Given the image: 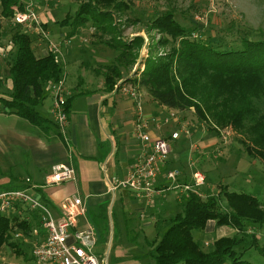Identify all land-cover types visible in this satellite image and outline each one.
Listing matches in <instances>:
<instances>
[{
	"label": "trees",
	"instance_id": "obj_1",
	"mask_svg": "<svg viewBox=\"0 0 264 264\" xmlns=\"http://www.w3.org/2000/svg\"><path fill=\"white\" fill-rule=\"evenodd\" d=\"M25 1L0 0V41L9 35V79L12 82V88L8 89L0 78V102L5 113L17 115L38 127L53 124L61 135L57 122L43 116L37 109L47 97L48 85L64 76L65 68L59 55L48 52L37 56L32 33L23 30L19 24L9 25L8 30L3 25V21L10 22L14 17L15 7L24 8ZM118 13L128 14L127 22H141L160 34L152 52L159 49L164 52L149 56L144 70L140 73L138 68L134 76L133 68L139 59L144 37L136 35L124 39L121 33H117L119 26L115 19ZM143 13L125 0H85L73 22L68 15L59 24L70 26L73 37L90 26L95 28L93 36L101 40L87 49L83 44L85 46L80 49L104 52L98 55L103 62H99L94 70L104 80L106 92L112 91L120 80L130 82L159 105L179 112L192 110L198 123L207 126L217 136L228 128L240 133V142L248 155L264 163V34L234 24L235 21L198 25L185 15L182 18L172 8L148 11L145 17ZM221 25L225 28L222 29ZM44 27L47 28V24ZM76 95L67 97V113ZM190 169L191 176L193 170L203 172L196 162L190 163ZM174 170L182 175L181 170ZM203 173L206 182L200 187L202 195L178 189L186 192V202L170 219L161 239L149 240L153 247L145 255H150L155 264H255L245 259L244 254L258 242L256 234L250 236L249 230L254 232L253 229L264 226V204L251 194L229 190L223 184L211 189V180ZM180 176V183H193V178L182 182ZM27 179L20 184L12 180L2 190L31 188L32 183H27ZM166 187L168 189V184ZM42 199L54 208L45 197ZM223 201L227 204L226 209L222 207ZM17 214L18 211L0 214V248L7 245L14 253L26 257L24 242L15 235L32 237L35 222L21 219ZM127 219L130 221L131 218ZM210 221L219 226H231L236 234L218 238L212 249L205 250L193 232L205 230ZM257 250L264 254V244ZM33 259L32 254L30 260Z\"/></svg>",
	"mask_w": 264,
	"mask_h": 264
},
{
	"label": "rangeland",
	"instance_id": "obj_2",
	"mask_svg": "<svg viewBox=\"0 0 264 264\" xmlns=\"http://www.w3.org/2000/svg\"><path fill=\"white\" fill-rule=\"evenodd\" d=\"M35 6L37 12L41 15L42 20L47 24L45 31L47 37L39 35L38 33H32L35 48V54L37 56H44L48 51L49 40L58 43L60 41L73 39L75 43L81 45V48L86 43V49L88 46H93L101 40L100 37L93 36L95 28L90 26L81 33L76 34L75 37L71 36L70 26H61L59 21L68 17L72 18V22L77 17V12L81 3L85 0H35ZM133 8L144 11L143 17L149 11L166 10L168 8L175 9L179 16L183 18V15L189 17L188 20L193 19L194 22L209 26L208 23L213 22H233L245 28L253 29V31L264 34V0H125ZM17 8V7H15ZM14 8V9H15ZM103 8V7H102ZM128 14L118 13L116 16V24L119 26L117 33H121L124 39L131 38L136 35L144 37V44L140 51V56L137 64L133 68L134 73L140 68V73L144 70L145 62L149 56H155L162 54L164 50L159 49L156 52H152L154 44L159 40L160 34L157 30H152L146 27L145 24L138 22H127ZM15 24L13 18L11 21H3V25L8 30L9 25ZM44 24V25H45ZM233 24V25H234ZM13 26V25H12ZM221 28H225L221 25ZM23 30H25L23 28ZM0 78L4 81L9 79L10 62L8 51L11 47H7L10 44L9 35L7 34L0 41ZM4 44V45H3ZM71 44V43H70ZM102 44V43H101ZM3 46V47H2ZM7 47V48H6ZM6 48V49H2ZM65 54L64 58L66 62H62L64 68H68L71 71L72 78H74V87H77L81 80H85V83L80 87L95 89L96 82L100 78L94 70L99 62H103V58L98 56L104 52L101 51H88L84 52L81 49L74 50V54H66V46L62 48ZM102 53V54H101ZM101 60V61H100ZM72 69V70H71ZM66 72V69H65ZM118 81L117 84H120ZM123 84V82H121ZM5 90H8L4 88ZM6 95V94H5ZM9 96V95H6ZM51 92L47 90V97L45 104L39 106L37 109L46 110V107L52 102ZM153 102V101H152ZM0 178L7 176L8 173L13 176H25L28 170L33 175V153H26L29 151L20 150L21 153L14 152L13 154L5 152V149L10 147V144L16 143L14 136L16 132L22 131L27 136L30 134L33 126L26 120L19 117H11L9 119L8 113L4 112L2 103L0 102ZM160 105L154 103V108L159 112ZM170 115V113H169ZM167 114H160V121H164L166 117H170ZM180 115L183 120V127L189 130L187 134L183 128V154L189 155L186 165V169H190V163L196 162V166L207 174L210 178L211 185H215L219 188V184L228 186L229 190L236 192H244L257 197L264 204V163L259 158H253L245 151V146L240 142L242 137L240 133L228 128L222 130L217 136L216 133L211 131L207 126L198 123V120L193 115L192 110L186 112L175 111L174 117ZM170 124V123H169ZM18 130V131H17ZM18 142V141H17ZM218 142L220 148L215 149L207 148L208 145L212 146ZM19 144V142H18ZM197 145L205 149V154L201 155L193 151V146ZM188 154H187V151ZM35 153V152H34ZM183 155V156H184ZM199 156V157H198ZM196 160V161H195ZM198 161V162H197ZM184 170V169H183ZM186 179L190 180L189 177ZM169 190L164 193L162 197L156 195L154 197L153 205L147 204L144 200L142 202V210L129 214L130 221L134 220L145 224V232H141L138 228L136 230L135 223L133 227L127 228L124 225L125 219L120 220L119 227L114 226L110 222V231L107 238L101 239L98 245V251L105 253L102 255V264H113L112 259L115 256L114 245L119 243L123 250L134 253H147L153 247L152 240H160L165 230L168 227V222L174 217L183 207L186 202V192L183 194L180 190L175 189L173 182L167 181ZM211 187V186H210ZM215 189V188H214ZM2 191V187H0ZM158 196V197H157ZM122 204L119 203L118 207L122 214ZM223 209H226V202H222ZM123 222V223H122ZM215 222V221H214ZM137 227H140L138 225ZM251 230V229H250ZM251 230L250 236L253 233L256 234L258 242L255 245H251L244 254V258L255 263L264 264V254L260 253L259 249L261 244H264V227L261 229ZM18 234V233H17ZM15 237L18 240L24 242L23 248L26 252V257L14 253L13 249L9 246H3L0 248V263L6 264H36L34 259L30 260L32 256V248L34 243L37 242L33 238L27 235L21 234V236ZM20 234V233H19ZM196 239H198L205 250H210L213 247L214 242L222 236H233L236 234V230L228 225L218 227L215 232L205 233L203 230H195L193 232ZM150 240V241H149ZM111 252L109 255L108 252ZM30 261H29V260ZM146 262L151 261L153 258L149 255L143 258ZM182 264V263H181Z\"/></svg>",
	"mask_w": 264,
	"mask_h": 264
},
{
	"label": "crops",
	"instance_id": "obj_3",
	"mask_svg": "<svg viewBox=\"0 0 264 264\" xmlns=\"http://www.w3.org/2000/svg\"><path fill=\"white\" fill-rule=\"evenodd\" d=\"M70 42L71 44L66 46V54L69 53V56L71 53L74 54V50L81 47L73 39ZM65 69L64 76L68 96L77 94L71 102L68 113L67 140H64L59 131H57L58 127L56 128L53 124L51 126L48 124L38 127L30 123L33 128H31L28 136L22 131L16 132L13 138L16 143H11L10 147L5 149V152L13 154L14 152L21 153L20 150H26L29 151L26 152L28 154L33 153V175L29 170L27 175L20 177L8 173L7 176L0 178V187L10 184L12 180L15 181V184H20L27 178L31 180L32 184L41 186L45 184L46 178L54 164H72L77 172L76 180L57 186L39 187V191H35L38 189L35 188L34 193L40 198L45 197L53 205V211L56 216L61 215L59 204L65 197L80 195L85 202L87 210L85 216L79 218L78 228L85 229L91 226L94 229L97 236L94 251L102 258L105 251H98L97 247L101 239L105 240L107 238L110 231V222L115 227L118 226V230V228L121 229L119 227L121 224L120 220L124 218L126 221L124 222L125 227L129 228L130 225V227H133L135 223L136 230L139 228L141 232H145V224L131 222L127 219L128 217L131 218L127 214L142 210V202L127 190L109 191V182L116 178L122 179L126 177L129 168L142 153V140L136 134L138 123H146L144 130L152 138H169L168 141L172 147L167 161L162 165V173L156 183V187L160 191L159 197L165 195L164 193L169 190V187L168 189L166 187L168 184L165 177L167 171L173 169L181 170L180 179L182 182L186 177L192 178L191 170L189 168L186 169L185 165L189 155H184L182 151L183 128L185 129L186 126L183 127L184 123L181 115L177 119L171 116L175 110L160 105L159 112L161 111L162 113H158V110L154 108L155 102L143 90H137L135 92L136 96H132L130 92H125L121 88H116V86L112 91L106 92L102 77L97 80L95 89H83L80 87L85 83V80H81L77 87H74L75 80L72 78L71 71L67 72V67ZM123 84L134 88V85L130 82H124ZM5 86L8 89L12 88L10 79L5 81ZM4 96L6 95L4 94ZM44 104L45 101L41 106ZM52 106L53 100L44 112L42 110L39 111L43 116L55 121L52 115ZM164 113H168V115L170 113V117L160 121V114ZM7 115L9 119H12L11 117L13 116L19 117L14 114ZM175 132L179 133L177 139L171 137ZM216 147L220 148L218 142L212 146H207L210 149H215ZM192 149L196 153L201 150L202 156L205 154V149L200 146L194 145ZM214 188L215 185H211V189ZM181 193L183 194V192ZM119 203L122 204L120 206L123 208L122 214L118 207ZM153 203L154 199L147 204L150 206ZM18 213L17 216L21 219L35 222L32 224L34 231L31 237L34 242L43 240L46 236V230L40 223L38 213L28 210L26 206H21V210ZM138 225L140 227H137ZM218 227L221 226L214 221H210L204 231L209 234L215 232ZM111 252H108L109 255ZM114 253L113 264H155L153 259L148 262L143 259L146 257V253L127 252L122 249L119 243L114 245Z\"/></svg>",
	"mask_w": 264,
	"mask_h": 264
},
{
	"label": "built area",
	"instance_id": "obj_4",
	"mask_svg": "<svg viewBox=\"0 0 264 264\" xmlns=\"http://www.w3.org/2000/svg\"><path fill=\"white\" fill-rule=\"evenodd\" d=\"M15 24L21 25L30 33H38L47 37L44 28V20L37 12L35 0H26L24 8H15L13 17ZM70 40H63L55 43L48 42V51L57 53L64 63L63 46H68ZM10 46H8L9 48ZM4 50V48H2ZM122 82V81H121ZM117 84L125 92L136 96V88L126 84ZM51 92L53 106L52 115L59 126L62 137L67 140V127L69 116L66 111L68 91L66 79L63 76L58 82H51L48 85ZM172 112L171 116L174 117ZM146 123L139 122L136 128L137 136L142 140L143 150L138 159L132 164L125 179H113L109 182V191L115 192L119 188L127 189L138 197L151 203L160 191L155 187L157 179L161 174V165L171 153V145L165 138H152L145 132ZM173 138H178L179 133L175 132ZM169 181L175 185V189L182 191L192 190L198 194L200 187L206 182V176L200 170H193V183L182 184L178 181L180 172L169 170L165 174ZM77 179V172L70 163H57L51 167L50 173L44 185L31 184V188L12 189L0 191V214H10L19 211L21 206H26L31 211L39 214L42 226L46 230L43 240L35 242L32 254L36 264H102L103 260L95 253L97 236L91 226L85 229L78 228L80 217L86 214V205L80 195L65 197L60 202L61 215L56 216L53 209L42 198L34 193L35 188L45 186H57L68 181ZM27 179V183H30ZM21 236V234H17Z\"/></svg>",
	"mask_w": 264,
	"mask_h": 264
}]
</instances>
